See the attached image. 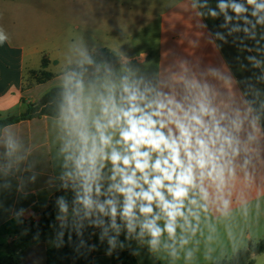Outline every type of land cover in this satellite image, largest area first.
<instances>
[{
	"label": "crops",
	"instance_id": "obj_1",
	"mask_svg": "<svg viewBox=\"0 0 264 264\" xmlns=\"http://www.w3.org/2000/svg\"><path fill=\"white\" fill-rule=\"evenodd\" d=\"M221 3L247 11L238 17L231 7L221 11ZM254 10L247 0H0V120L20 116L65 86L68 67L108 49L120 60L83 82L90 124L99 115L96 95L128 75L150 94L185 104L206 100L239 141L229 157L234 175L226 172L219 190L205 182L209 197L200 203L207 209L198 210V221L189 217L195 232L178 227L175 237L164 232L155 246L144 228L150 217L138 209L126 214L123 197L109 191L112 166L106 163L100 192L94 186L81 198L88 221L106 218L84 246L89 264H119L111 261L119 252H130L137 264H211L264 239V23H258L264 12L253 16ZM109 131L115 142L118 132ZM66 133L61 115L22 120L0 135V227L14 219L19 223L12 229L25 225L0 236L15 264H48L59 228L73 220L76 210L64 208L43 239L24 241L62 184L82 182L66 160ZM157 224L163 228L164 219ZM254 264H264V252Z\"/></svg>",
	"mask_w": 264,
	"mask_h": 264
},
{
	"label": "clouds",
	"instance_id": "obj_2",
	"mask_svg": "<svg viewBox=\"0 0 264 264\" xmlns=\"http://www.w3.org/2000/svg\"><path fill=\"white\" fill-rule=\"evenodd\" d=\"M247 4L254 7L253 16L264 12V0H247ZM219 7L221 11L231 7L238 17L247 11L236 3H221ZM258 23H264V16ZM150 93L152 89L142 90L128 75L119 84H106L96 95L99 115L90 124L83 81L72 73L65 78L61 115L67 129L66 160L73 162L85 191L92 192L95 186L100 192L97 181L110 163L113 183L109 191L123 197L126 214H135L129 210L138 209L140 215L150 217L144 228L155 246L164 232L175 237L178 227L183 230L187 226L195 232L189 217L198 221V210L207 209L206 203H200L209 197L205 182L219 190L226 172L234 175L229 157L237 154L234 145L239 141L222 126L206 100L185 104L163 93ZM109 129L118 132L115 142ZM84 203L90 201L85 199ZM228 203L223 201L225 208ZM161 219L163 228L157 224Z\"/></svg>",
	"mask_w": 264,
	"mask_h": 264
},
{
	"label": "trees",
	"instance_id": "obj_3",
	"mask_svg": "<svg viewBox=\"0 0 264 264\" xmlns=\"http://www.w3.org/2000/svg\"><path fill=\"white\" fill-rule=\"evenodd\" d=\"M120 56L108 49H100L93 53L83 64L73 65L67 71L75 73L83 82L102 74L108 66L116 64ZM46 77H50L46 74ZM65 86L51 89L34 104H29L26 111L17 117L0 120V135L4 127L22 120H31L41 117L58 118L61 116ZM85 188L82 182H68L62 184L56 193L55 199L40 213L38 222L28 227L24 241L43 239L48 229L54 224L56 216L64 208L70 207L76 210L73 220L66 222L58 230L53 247L47 252L48 264H89V252L86 246L91 232L96 230L106 218L96 222H90L86 218L87 210L81 207V198ZM19 219H14L0 227V236L19 233L25 227L21 224L18 229L15 224ZM87 223L84 227L77 228L73 224ZM68 233L63 238L64 233ZM85 248V250L83 249ZM264 252V239L248 241L247 245L237 250L230 258L215 261L211 264H254L255 257ZM112 263L137 264L130 252H119L112 256ZM0 264H15L11 252L3 249L0 244Z\"/></svg>",
	"mask_w": 264,
	"mask_h": 264
},
{
	"label": "rangeland",
	"instance_id": "obj_4",
	"mask_svg": "<svg viewBox=\"0 0 264 264\" xmlns=\"http://www.w3.org/2000/svg\"><path fill=\"white\" fill-rule=\"evenodd\" d=\"M84 224H87V223H75L73 225L76 226L77 228H82V227H84ZM52 229H55V226H53Z\"/></svg>",
	"mask_w": 264,
	"mask_h": 264
}]
</instances>
